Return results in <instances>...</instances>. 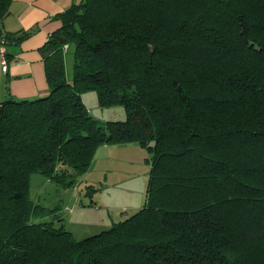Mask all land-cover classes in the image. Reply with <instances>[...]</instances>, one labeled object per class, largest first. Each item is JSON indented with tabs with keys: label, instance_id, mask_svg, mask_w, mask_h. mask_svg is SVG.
Listing matches in <instances>:
<instances>
[{
	"label": "trees",
	"instance_id": "trees-1",
	"mask_svg": "<svg viewBox=\"0 0 264 264\" xmlns=\"http://www.w3.org/2000/svg\"><path fill=\"white\" fill-rule=\"evenodd\" d=\"M11 1L5 47L36 30H1ZM55 18L48 94L0 101V264H264V0H80ZM87 90L126 118L95 119ZM131 142L140 209L81 240L42 219L31 174L69 187L100 144Z\"/></svg>",
	"mask_w": 264,
	"mask_h": 264
},
{
	"label": "rangeland",
	"instance_id": "rangeland-1",
	"mask_svg": "<svg viewBox=\"0 0 264 264\" xmlns=\"http://www.w3.org/2000/svg\"><path fill=\"white\" fill-rule=\"evenodd\" d=\"M64 59L66 76L71 80L72 53L68 51ZM81 96L98 121L126 118L122 105L99 106L95 90H87ZM147 156L146 149L136 142L102 143L87 172L72 186L63 187L41 173L31 174L30 198L49 210L43 220L52 221L57 227L61 225L75 240H81L111 228L144 205L149 172Z\"/></svg>",
	"mask_w": 264,
	"mask_h": 264
},
{
	"label": "crops",
	"instance_id": "crops-1",
	"mask_svg": "<svg viewBox=\"0 0 264 264\" xmlns=\"http://www.w3.org/2000/svg\"><path fill=\"white\" fill-rule=\"evenodd\" d=\"M74 0H12L1 30L18 34L36 27L27 37L6 46L8 67L0 66V101L34 99L48 94L40 47L60 22L55 15ZM83 100V99H82Z\"/></svg>",
	"mask_w": 264,
	"mask_h": 264
},
{
	"label": "built area",
	"instance_id": "built-area-1",
	"mask_svg": "<svg viewBox=\"0 0 264 264\" xmlns=\"http://www.w3.org/2000/svg\"><path fill=\"white\" fill-rule=\"evenodd\" d=\"M0 66L3 70H7L8 60L6 57V47L4 43V38L0 34Z\"/></svg>",
	"mask_w": 264,
	"mask_h": 264
}]
</instances>
